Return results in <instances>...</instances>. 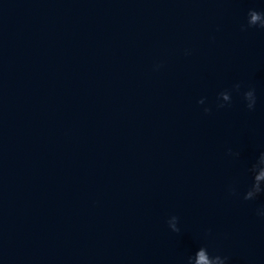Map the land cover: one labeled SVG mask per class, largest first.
Returning <instances> with one entry per match:
<instances>
[{"label":"water","instance_id":"water-1","mask_svg":"<svg viewBox=\"0 0 264 264\" xmlns=\"http://www.w3.org/2000/svg\"><path fill=\"white\" fill-rule=\"evenodd\" d=\"M0 264H264V0H0Z\"/></svg>","mask_w":264,"mask_h":264}]
</instances>
